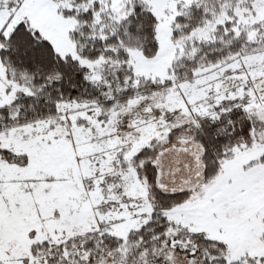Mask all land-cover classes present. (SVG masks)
<instances>
[{
    "label": "snow or ice",
    "instance_id": "6c2138e0",
    "mask_svg": "<svg viewBox=\"0 0 264 264\" xmlns=\"http://www.w3.org/2000/svg\"><path fill=\"white\" fill-rule=\"evenodd\" d=\"M0 264H264V0H0Z\"/></svg>",
    "mask_w": 264,
    "mask_h": 264
}]
</instances>
